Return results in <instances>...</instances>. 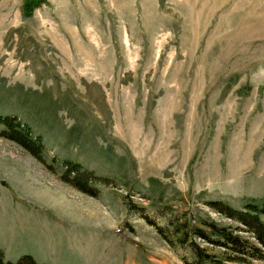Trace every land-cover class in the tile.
<instances>
[{
	"label": "rangeland",
	"instance_id": "rangeland-1",
	"mask_svg": "<svg viewBox=\"0 0 264 264\" xmlns=\"http://www.w3.org/2000/svg\"><path fill=\"white\" fill-rule=\"evenodd\" d=\"M25 1L0 0V116L53 169L0 136L5 261L186 264L144 217L243 228L207 202L264 200V0ZM66 160L112 185L73 188Z\"/></svg>",
	"mask_w": 264,
	"mask_h": 264
},
{
	"label": "trees",
	"instance_id": "trees-1",
	"mask_svg": "<svg viewBox=\"0 0 264 264\" xmlns=\"http://www.w3.org/2000/svg\"><path fill=\"white\" fill-rule=\"evenodd\" d=\"M46 0H26L22 12L25 16H30L33 11ZM0 136L11 140L27 151L36 159L52 170L53 166L47 164L44 158L45 145L41 136H35L32 128L28 124H23L17 117L11 115L0 116ZM64 172L61 180L73 188L98 197L99 186H110L112 181L96 175L94 172L85 169L80 163L63 161ZM207 206L215 213L228 218L243 228H233L231 225H221L216 221L201 222L189 226L185 223L182 226L162 228L156 222L144 217L147 222L153 225L162 238L173 248H190L194 254V260L186 264H253L252 262H264V200L262 202L251 201L247 203L243 210H237L223 201L207 202ZM248 233L253 237L250 240L244 237ZM253 241V242H252ZM204 242L212 248L202 246ZM225 250L220 254H214V250ZM5 253L0 248V264H39L31 256H23L17 262L5 261Z\"/></svg>",
	"mask_w": 264,
	"mask_h": 264
},
{
	"label": "crops",
	"instance_id": "crops-1",
	"mask_svg": "<svg viewBox=\"0 0 264 264\" xmlns=\"http://www.w3.org/2000/svg\"><path fill=\"white\" fill-rule=\"evenodd\" d=\"M3 249V248H2ZM4 250V249H3ZM5 254H6V252H5Z\"/></svg>",
	"mask_w": 264,
	"mask_h": 264
}]
</instances>
